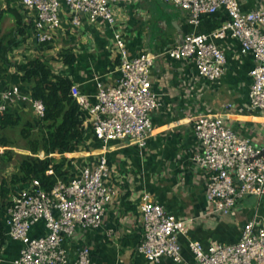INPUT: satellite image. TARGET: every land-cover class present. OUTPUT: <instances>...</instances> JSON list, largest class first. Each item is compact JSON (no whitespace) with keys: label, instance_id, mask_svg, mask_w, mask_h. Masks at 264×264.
<instances>
[{"label":"built area","instance_id":"1","mask_svg":"<svg viewBox=\"0 0 264 264\" xmlns=\"http://www.w3.org/2000/svg\"><path fill=\"white\" fill-rule=\"evenodd\" d=\"M131 1L135 0H19L31 26L30 38L37 43L56 41L67 14L76 29L84 21L108 22L115 30L120 76L113 85L99 83L94 102L77 85L72 86V96L86 115L84 126L91 130L93 139L102 143L103 151L90 153L97 157L87 164H75L73 175L68 180L58 179L50 190L33 178L28 187L13 196L6 207L4 223L6 234L23 243L15 264H96L87 245L78 250L76 260L70 263L64 242L74 238L78 227L98 228L103 223L115 193L107 183L111 168L104 150L109 142L123 140L145 146L154 131L152 113L161 105L152 82L157 56L147 51L131 56L117 29V6ZM164 1L187 10L189 22L194 25L205 15L221 9L228 12L229 19L219 29L209 34L187 33L166 54L192 60L201 76L219 80L225 73L227 57L216 39L230 32L240 41L241 51L254 56L250 106L264 111V5L244 11L240 0ZM17 102L29 104L38 117L45 115L41 99L13 85L0 90V117ZM193 128L200 144L193 160L207 171L206 196L214 211L229 215L247 196L258 200L254 214L242 225L237 242H212L205 247L199 240H190L197 264H264V144L240 135L220 113L196 116ZM140 212L143 238L137 251L153 262L164 257L181 262L178 236L190 232L191 219L169 212L149 194L143 196ZM41 221L46 233L32 236L31 229ZM3 248L0 238V262Z\"/></svg>","mask_w":264,"mask_h":264},{"label":"crops","instance_id":"2","mask_svg":"<svg viewBox=\"0 0 264 264\" xmlns=\"http://www.w3.org/2000/svg\"><path fill=\"white\" fill-rule=\"evenodd\" d=\"M240 3L244 11H251L263 6L264 0H240ZM117 7V29L130 55L147 51L157 56L152 82L161 105L152 113L154 131L145 146L123 140L109 142L104 151L111 168L107 183L115 192L114 198L107 205L101 226L78 227L74 238L64 242V246L70 263L76 260L78 250L87 245L96 264H197L190 240H199L205 247L212 242H237L241 227L254 214L258 200L255 196H247L229 215L214 211L206 196L207 171L193 160L194 153L200 150L193 118L202 113H220L240 135L264 144V111L251 108L249 97L255 59L252 53H243L240 41L227 32L216 39L227 57L225 73L219 80H208L199 74L192 60L171 58L166 50L179 43L187 33L209 34L219 29L229 19L226 10L205 15L194 25L189 22L187 10L164 0H135ZM17 12L24 15L19 0H0V45L8 47L9 62L8 71L0 76V90L19 85L23 93L31 94V85L21 80L18 66L35 56L46 59L52 55L49 63L52 66L53 62L57 63L55 71L71 78L80 92L93 102L99 83L109 86L117 82L120 57L114 27L108 22L84 21L82 27L76 29L68 20V14L64 15L56 41L45 45L30 38V29L25 35L15 30ZM54 46L60 54L56 59L57 53L53 55L51 49ZM66 49L74 54V64L67 65L63 61L61 52ZM11 107L21 113L29 110L24 102ZM102 151V143L94 140L89 142L87 149L65 155L76 158L74 163L81 166L97 157L90 153ZM0 166V215L4 220L8 204H4L1 185L10 181L7 170ZM29 184H9V199ZM145 194L163 204L169 212L191 219L190 232L178 236L182 247L181 262L168 257L153 262L137 251L143 238L140 202ZM46 231L41 221L33 226L30 234L41 236ZM2 240L0 264H15L22 241L7 234L4 242Z\"/></svg>","mask_w":264,"mask_h":264},{"label":"trees","instance_id":"3","mask_svg":"<svg viewBox=\"0 0 264 264\" xmlns=\"http://www.w3.org/2000/svg\"><path fill=\"white\" fill-rule=\"evenodd\" d=\"M15 21V30L20 35H25L27 30L31 28L30 24L24 21V15L20 12L16 13ZM7 48L4 44L0 45L1 77L9 69ZM61 53L65 64H74L75 56L69 49L63 50ZM18 69L22 73L21 80L31 85L32 97L43 101L45 115L38 117L34 114L33 120L27 119L23 122L24 113L15 111L10 106L0 117V131L23 123L27 129H37L40 134V137L28 141L24 147L21 146L33 153V155L23 153L24 156L21 159L22 174H14L10 183L3 182L1 185V194L5 199V205L12 203L8 197L11 191L9 184L27 185L33 178H38L42 187L50 190L58 179L68 180L73 175L76 158H68L65 153L87 149L89 142L96 140L92 138L91 130L84 126L86 115L80 104L72 96L71 88L74 84L71 78L57 73L49 60L42 56L30 58L25 65H19ZM25 104L33 112L29 104ZM41 151L47 155L45 158L35 156ZM8 153L10 151H6V154ZM53 153H59L62 156L57 158L52 155ZM5 159L2 160L6 161ZM50 169L53 170L52 173H48ZM6 229L2 219L0 221V238L3 239V242Z\"/></svg>","mask_w":264,"mask_h":264},{"label":"rangeland","instance_id":"4","mask_svg":"<svg viewBox=\"0 0 264 264\" xmlns=\"http://www.w3.org/2000/svg\"><path fill=\"white\" fill-rule=\"evenodd\" d=\"M54 51H52L53 55L55 52L57 55H54V59L58 58L60 56L59 49L57 50L54 46L52 47ZM59 54V55H58ZM52 58V55L48 56L46 59L49 60ZM53 66L55 69H57V63L53 62ZM35 118L34 113L29 109L26 113L23 115V122L27 119L33 120ZM39 130L37 129H27L24 127V124L21 123L18 126L14 127H7L4 130L0 131V164L4 167V170H7L8 172V180L10 181L11 178L14 176V174H22L21 173V159L24 156L23 153H25L24 147L28 141H32L35 138L40 137V134L38 133ZM2 138V139H1ZM4 144V145H2ZM22 146V147H21ZM6 151H10V153L6 154ZM44 151H41V153ZM34 154L35 156L45 158L47 155L42 154ZM33 155V154H32ZM21 156V157H20ZM62 155H56L57 158H60ZM68 158H72L69 155H65ZM6 158V161H3L2 159ZM1 167V166H0ZM11 193V191H10ZM9 193V194H10Z\"/></svg>","mask_w":264,"mask_h":264}]
</instances>
